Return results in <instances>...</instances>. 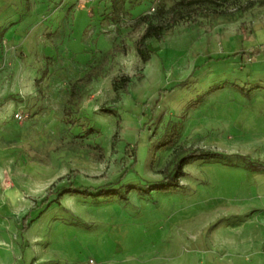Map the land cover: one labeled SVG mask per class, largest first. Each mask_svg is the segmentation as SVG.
<instances>
[{"label":"rangeland","instance_id":"rangeland-1","mask_svg":"<svg viewBox=\"0 0 264 264\" xmlns=\"http://www.w3.org/2000/svg\"><path fill=\"white\" fill-rule=\"evenodd\" d=\"M176 1L0 0V264H264V0L197 10L142 62L139 19ZM194 148L179 187L138 190ZM70 185L125 198L57 203Z\"/></svg>","mask_w":264,"mask_h":264},{"label":"trees","instance_id":"trees-1","mask_svg":"<svg viewBox=\"0 0 264 264\" xmlns=\"http://www.w3.org/2000/svg\"><path fill=\"white\" fill-rule=\"evenodd\" d=\"M221 4V0H177L171 6L166 9H159L157 11L159 20L156 23H153L149 20V17H141L138 23L147 22L143 33L140 35L138 40L135 43V50L140 57L142 62H146L150 56V50L147 48V40L148 39H155L156 41H161L164 38V31L177 24L183 19L186 18H193L192 15L196 16L193 18L195 22L197 20L198 14L196 13L199 9H206L209 5L219 6ZM191 11V12H190ZM215 15H217V11L211 9ZM256 52L258 51H251L249 54L251 56H255ZM91 79V73H86L83 76L74 80V82L70 86V93L69 98L67 100V104L70 105L74 103V100H79L81 95L79 93V87ZM129 83L128 76H120L114 77L112 79V87L114 90H127V85ZM67 108V107H66ZM65 114H68L67 110ZM211 155L209 153H205L198 148H194L188 153L186 156L182 157L173 167V173L165 170V177L163 182L149 185L144 189H138L142 192H147L153 189H158L162 191H170L174 188L180 186L179 179L180 177L185 175L183 170V166L188 163L190 160L202 158L204 156ZM255 170H264V165L256 164L253 167ZM110 186V185H108ZM101 187V188H92V187H84V186H74L70 185L69 187L63 189L59 194L58 197L55 199L57 203H59V196L63 193L69 194H80L84 197L91 196V197H109V196H116L119 199H124L125 192L118 188H111V187ZM130 187V186H129ZM127 187L126 189H128Z\"/></svg>","mask_w":264,"mask_h":264},{"label":"built area","instance_id":"built-area-1","mask_svg":"<svg viewBox=\"0 0 264 264\" xmlns=\"http://www.w3.org/2000/svg\"><path fill=\"white\" fill-rule=\"evenodd\" d=\"M14 116H15V118L17 119V120H21V119H23V117L25 116L23 113H21V112H16L15 114H14Z\"/></svg>","mask_w":264,"mask_h":264}]
</instances>
